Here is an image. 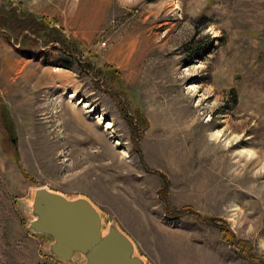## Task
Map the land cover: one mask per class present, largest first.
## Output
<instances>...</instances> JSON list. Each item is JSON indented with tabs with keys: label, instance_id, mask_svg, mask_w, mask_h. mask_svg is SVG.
I'll list each match as a JSON object with an SVG mask.
<instances>
[{
	"label": "rangeland",
	"instance_id": "obj_1",
	"mask_svg": "<svg viewBox=\"0 0 264 264\" xmlns=\"http://www.w3.org/2000/svg\"><path fill=\"white\" fill-rule=\"evenodd\" d=\"M39 187L144 264H264V0H0V264H85Z\"/></svg>",
	"mask_w": 264,
	"mask_h": 264
},
{
	"label": "water",
	"instance_id": "obj_2",
	"mask_svg": "<svg viewBox=\"0 0 264 264\" xmlns=\"http://www.w3.org/2000/svg\"><path fill=\"white\" fill-rule=\"evenodd\" d=\"M33 213L29 227L52 236V254L62 261L75 251L86 253L85 264H144L134 255V243L123 232L111 226L102 234L101 215L85 199H68L44 187L34 193Z\"/></svg>",
	"mask_w": 264,
	"mask_h": 264
},
{
	"label": "trees",
	"instance_id": "obj_3",
	"mask_svg": "<svg viewBox=\"0 0 264 264\" xmlns=\"http://www.w3.org/2000/svg\"><path fill=\"white\" fill-rule=\"evenodd\" d=\"M30 20L33 21L34 19H30ZM19 22H20V21H19ZM63 53L66 54V57H70V56H71V53H70V51H69L67 48H66V50L63 51ZM62 66L65 67V68H69V67H70L68 64H62ZM231 93H232L233 99L236 100V93H235V91H234L233 89L231 90ZM168 211H170V212H168V213H170V214L173 213V215H175L176 217H178V216H180V215L185 214V213L188 211V209H186V208H181V209L168 210ZM171 212H172V213H171ZM205 219L208 220V221H212V220H213V218H212V220H210V219H208L207 217H206ZM223 229H224V228H223ZM243 250H244V249H243Z\"/></svg>",
	"mask_w": 264,
	"mask_h": 264
}]
</instances>
